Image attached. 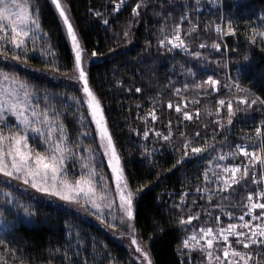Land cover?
Returning <instances> with one entry per match:
<instances>
[{
	"label": "trees",
	"instance_id": "obj_1",
	"mask_svg": "<svg viewBox=\"0 0 264 264\" xmlns=\"http://www.w3.org/2000/svg\"><path fill=\"white\" fill-rule=\"evenodd\" d=\"M30 1L39 8L46 43L52 48L49 61L36 55L32 56L29 66L12 67L8 64L4 69L10 74L15 70L14 75L32 89L36 102L56 109L69 133V145L76 152L80 149L83 153L85 147L95 146V138L85 109L77 110L76 104L71 103L72 97L76 96L75 90L62 79L74 70L70 44L50 0ZM62 1L69 9L71 22L91 61L89 85L101 100L109 131L121 157L124 176L133 191L137 186L141 188L134 202L133 223L137 238L150 248L154 264L204 263L203 252L177 251L184 235L198 226L214 227L216 217L226 223V212H232L233 217L242 215L247 193L258 189L250 179V172L246 182L241 181V184H234L231 189L216 194L212 192L210 201L209 193L204 189L213 191L216 185L213 179L212 183L205 182L204 173L212 176L211 167L217 163L245 162L239 153L234 157L228 155L223 161H217V157L237 152L239 143L257 144L253 128L264 121V105L260 103L247 113L237 112L230 127L225 120L224 130L217 128L214 141L212 129L216 127L214 113L220 99L226 102L231 99L235 109L236 98L249 95L238 93L233 81L264 99V51L248 39L252 27L264 29V0H220L217 6L211 0H153L155 10L162 14L157 16L149 11L138 19L132 28V43L120 45L115 43L114 37L132 19L129 7H123L117 13L111 12V0ZM132 2L126 0L127 4ZM90 9L111 12L106 17L109 25H104ZM181 17H187L182 21L181 36L189 51H168L158 41L171 35L173 25L180 22ZM230 23L235 34L228 31ZM194 25L197 30L188 35ZM201 43L207 46L200 48ZM214 43H219L220 48L212 47ZM109 46L115 51L110 52ZM92 50L103 55L92 57ZM196 51L202 54L201 57L191 54ZM49 62L60 67L61 72L45 68ZM33 68L41 71H33ZM208 76L220 83L204 85L200 89L191 87L193 83L206 81ZM185 84L189 85L187 89ZM137 87L141 92H135ZM176 89L181 90L180 95L176 94ZM169 101L173 103L171 109L167 107ZM177 103L185 108L180 113L174 108ZM153 108L158 118L153 123L148 117L145 125L143 117ZM183 111L190 112L193 118H184ZM209 111L213 115H209ZM226 112V107L221 109V116ZM169 120L172 121L173 134L169 143L156 139L154 133L144 139L146 127L167 134ZM83 131L89 134L79 135ZM181 131L189 137L199 131L201 137L196 139L206 140L215 148L190 156L183 165L172 168L177 157L174 148H180L184 142ZM145 147L149 151L155 149L150 158L143 154ZM209 160L213 163L210 164ZM198 188L201 190L197 191ZM29 202L27 208L32 215L24 214V221L16 219L9 230L0 234V240L7 242L6 247L0 245V264H82L85 258L88 264H133L122 245L88 220L53 204L31 199ZM193 213H198L199 219L186 225L178 222L179 217L186 219ZM158 225L163 227L162 232L153 231Z\"/></svg>",
	"mask_w": 264,
	"mask_h": 264
},
{
	"label": "snow or ice",
	"instance_id": "obj_2",
	"mask_svg": "<svg viewBox=\"0 0 264 264\" xmlns=\"http://www.w3.org/2000/svg\"><path fill=\"white\" fill-rule=\"evenodd\" d=\"M50 3L57 10L59 17L62 18L63 24L67 29V35L71 40L74 52L73 67L77 74L74 78L83 82L82 90L86 94L87 106L91 109L92 117L99 131L100 147L103 148L104 154L109 156V163L111 164L112 172L115 174V191L119 194V199L117 202L112 198L107 184H103L98 188L99 182L94 178L97 174V165L91 163L95 159L93 150L91 148L88 149L89 156L87 161L83 156H79L74 152L69 145V133L56 109L51 105L41 109L38 104L34 103L32 89L26 82L19 80L14 75V69L11 76L9 72L0 70V76L3 77V81L7 82L11 79L18 85V87L8 91H0V174L6 180L17 181L35 190L36 193L82 208L109 229L115 230L123 225L126 230L135 233L136 227L133 223L135 220L134 197L141 191V188L137 186L136 190L133 191L124 176L121 157L117 153L113 136L109 131L101 100L89 85L88 73L84 67V53L87 50L82 46L78 32L71 22L69 9L62 0H50ZM111 4V12L118 13L123 7H129L132 17L125 28L115 33L114 38L117 45L132 43V37L134 36L132 28L138 19L145 16L149 11L157 16L162 14L155 10L153 0H133L132 4H127L126 0H111ZM150 5L153 6L150 8ZM160 7H163V5ZM90 11L104 25H109V20L106 17L111 15V12L96 9H90ZM186 18L181 17L180 22L173 25L171 35H165L163 39L158 41L160 46L167 48L168 51L173 48L189 51L181 36L182 21ZM196 30L197 26L194 25L187 34L191 35ZM161 31L163 32V29ZM217 31H220L219 25L217 26ZM228 31L235 34V29L231 23L228 25ZM41 32H43V29L39 18V8L31 4L30 0H23V2L21 0H0V57L5 60H12L23 66H29L32 59L30 54H38L40 56L51 54L52 48L50 44L47 48L36 47V41L40 39L39 33ZM248 39L253 45H260V50L264 51V29L252 27L248 34ZM169 44L171 48L168 47ZM148 46L150 47V44ZM206 46L204 43L199 45L200 48H205ZM212 47L219 49L220 44L214 43ZM108 50L110 52L115 51V48L109 46ZM191 54L197 58L202 55L199 51ZM90 55L98 57L103 55V53L92 50ZM44 67L50 70L54 69L58 73L61 72L60 67H56L51 62L45 64ZM33 71H41V69L33 68ZM188 71L191 72L192 70L189 69ZM192 74L195 75V73ZM120 83L122 84V82ZM219 83L220 81L208 76L206 81L193 83L191 87L200 89L204 85H217ZM188 87V84L184 85L185 89ZM233 87L238 93L245 92L249 93V95L238 96L235 101V109L231 99L227 102L225 99L218 101L219 107L214 113L217 118L213 121L216 127L212 129L213 141L217 134V128L220 131L224 130L225 120L227 126L230 127L237 112L244 111L247 113V110L257 103L264 105V99L251 93L250 90L242 88L235 81H233ZM135 92H141V88H135ZM180 93L181 90L176 89V94L180 95ZM82 100L83 98H79L77 103ZM241 105L244 107L241 108ZM137 107H140V105H137ZM167 107L169 109L173 108V103L169 101ZM225 107L227 109L226 115L221 116V109ZM175 111L178 113L182 112L180 103L175 105ZM198 115L197 113V117ZM209 115H213V113L209 111ZM149 116L153 121L158 118L155 114V108L149 110L147 115L143 117L145 125L148 124ZM183 116L189 120L193 118L192 114L187 111H183ZM82 120L83 117H81ZM17 122L20 127L15 126ZM177 123H180V121ZM81 126L83 127V123ZM204 127L207 128V125H204ZM29 131L37 134L41 140L43 147L39 151L30 143ZM150 133H154V137L158 140H163L165 144L169 143L173 135L172 121L169 120L168 122L167 134L155 128L146 127L143 131L144 139H148ZM253 133V138L257 141V144L251 149L245 145H236L237 152L220 154L217 157V161H223L227 159L228 155L234 157L239 153L246 159V163L243 161L240 164L231 165L217 163L216 167L222 169V172L213 171L217 185L216 191L222 192L231 189L234 184H241V181L246 182L249 179L250 172L252 173L250 177L252 183L260 186L264 182V175L257 179V174L264 171V121H261L260 126L253 128ZM88 134L87 131H83L79 135L87 136ZM139 134L140 132L137 131V135ZM180 135L184 137V142L180 148H174V151L177 152V157L172 163V168L183 165L190 156L200 155L209 149L215 148L214 144H209L206 140L201 142L196 139L201 137L199 131H196L192 137H189L183 131H181ZM154 151L155 149L149 151L145 147L143 154L150 158ZM77 158L81 173L79 178L75 179L76 174L69 172V165L66 162L72 160L71 167L75 168ZM209 163L211 164L213 161L209 160ZM84 169L88 170L87 174H84ZM169 171H171V168ZM237 173L240 175L237 176ZM70 175L73 177L72 180L69 179ZM204 181L207 183L213 182L208 172L204 173ZM200 190L199 188L197 189V191ZM204 191L209 193L208 199L211 201L212 191L208 188H205ZM10 196H12L11 192L6 193V201ZM181 200L185 202L184 197H181ZM246 200L247 203L244 205L246 212L238 217L239 224L228 222L226 227H219L222 222L219 217H216L217 227L215 233L213 227H201L199 229L201 235L198 237L197 233L193 231L190 237L182 241L181 247L177 251L182 252L184 249L198 248L199 251L206 255L207 264H264V187H258L257 190L248 192ZM176 207H180V205H176ZM257 209L260 210L259 213L256 212ZM24 211L28 215H32L27 208ZM117 211L120 213L119 216H117ZM3 215L4 213L0 212V216ZM225 215L231 217L232 212H226ZM245 215L250 216V219L246 220ZM109 216H111V221L108 219ZM196 219H199V214L193 213L187 216L186 219L179 217L178 222L181 225H186L191 224ZM238 228L244 230L238 231ZM157 229L161 232L163 231V227L159 225L153 231ZM229 236H234L236 238L235 244L243 245L244 250L233 247V242L229 240ZM221 239L222 243H220ZM201 240H204L205 243L201 244ZM131 243L135 245V253L138 254L136 260L139 261V264H154L150 248L146 245H141L135 235H133ZM0 245L6 247L7 242L0 240ZM105 259L107 260V256H105ZM82 264H88L86 258ZM109 264H112V262H109ZM133 264H135V261ZM185 264H187L186 261Z\"/></svg>",
	"mask_w": 264,
	"mask_h": 264
},
{
	"label": "rangeland",
	"instance_id": "obj_3",
	"mask_svg": "<svg viewBox=\"0 0 264 264\" xmlns=\"http://www.w3.org/2000/svg\"><path fill=\"white\" fill-rule=\"evenodd\" d=\"M211 1L214 3L215 6H217L219 4V2H220V0H211ZM21 2H23V0H21ZM30 3H31V1H30ZM54 10L56 11V13H57V15L59 17V14H58L57 10L55 9V7H54ZM59 19H60V21H61V23L63 25L66 38H67V40H68V42L70 44L71 50H72L71 40H70V38L67 35L66 26L63 24L62 18L59 17ZM39 36H40V39H38L36 41V47L37 48H41V47L47 48L48 47V44L46 43L47 37L44 35L43 32L39 33ZM29 42L31 43V41H29ZM9 47H10V45H9ZM173 49L175 50L176 48H173ZM72 53H73V57H74L73 50H72ZM30 55L31 56H36L38 54H30ZM84 55H85L84 67H85V70L88 73V67L91 64L90 63L91 61H90L89 57L86 56L85 53H84ZM38 56L49 61V54H46L44 56H40V55H38ZM88 59H89V61H88ZM0 62H1L0 70H4V71H7V72H9V71L4 69L5 65L11 64L12 67H16V65L23 66L21 64H18L16 62L12 61V60H5L3 57H0ZM12 67H11V69H12ZM9 74H10V72H9ZM11 75L12 74H10V76ZM76 75L77 74L73 70V73L71 75H69L68 77L65 76L62 79H64L65 83L70 85V87L75 90L74 92H75L76 96L72 97L71 103H75L76 104V107H77L76 109L77 110H80L82 108L85 109L84 112L87 114L86 117H88V119L90 120L91 126L93 128V137L95 138V146H93V147H89V146L85 147V150L83 152L84 154L81 152L80 149L77 152L74 149L73 150L79 156H83L86 161H87L88 156H89L88 149L91 148L93 150L95 159L91 163H94L95 165H97V168H96V173L97 174L94 177L95 180L99 182L97 186L99 188L101 185L107 184L112 198H114L118 202L119 194L115 191V189H116L115 174L112 172V167H111V164L109 163V156L104 154L103 148L100 147L99 131H98L97 127H96L95 120L92 117L91 109H89L88 106H87L86 94L82 90L83 82L82 81H77L74 78ZM19 80L23 81L22 79H19ZM16 87H18V85L13 80L10 79L9 81L5 82V81H3V77L0 76V91H8V90L16 88ZM79 98H83V100L81 102L77 103V100ZM33 102L38 104L41 109L44 108L43 105H41L42 103H40V101L36 102V98L35 97L33 98ZM183 106H185V103H183ZM184 109L185 108L182 107V110H184ZM156 120H154L152 122L155 123ZM15 126L16 127H20L18 122L16 123ZM54 135H56V134H54ZM29 136L31 137L30 143L32 144L33 147L36 148V150L39 151L41 149V147H43V145L41 143V140L38 138L37 134H35V133L31 132V131H29ZM242 144L245 145V146H248V144L245 143V142L242 143ZM248 147H249V149H251L253 146H248ZM66 163L69 165V172L70 173H75L76 174L75 179H78L79 178V174L81 173V168H80V164H79L78 158H77V162H76V167L75 168L71 167V165L73 163L72 160H69ZM245 163H246V159H245ZM231 164H236V163H231ZM231 164L227 163V165H231ZM222 165H224V164H222ZM83 171H84V174L88 173L87 169H84ZM213 171L222 172V169L217 168L216 164H214L211 167V172L210 173H211L212 176L209 175V177H210L211 180L213 179L215 181V178H213ZM262 175H264V172H263ZM237 176H238V173H237ZM260 176H261V174L258 173L257 174V179H260ZM101 177H102V179H101ZM69 179L72 180L73 177L70 175ZM221 184H222V181H221ZM215 185H216V183H215ZM258 187H264V182H262V184L260 186H258ZM216 189H217V185H216V187H214V189L212 191L214 194H216L218 192V191H216ZM8 192H11L12 196L8 197L7 201H6V193H8ZM19 197H22V198L19 199ZM29 199H31V200H39V201H42V202H45V203H48V204H53V205H55V206H57L59 208L66 209V210H68L70 212H73V213L79 215L80 217H82L83 219L88 220L89 222H91L92 224H94L95 226L100 228L102 231L107 233L109 236H111V238L114 239L115 241H117L120 245H122L127 250V252L129 253V255L132 258V260L135 261V263L139 264V261L136 260V256L138 254L135 253V245H132V243H131V239H132L133 235L136 236V234L132 233L129 230H126L123 225H121L119 228H117L115 230L109 229L108 227L105 226V224H103L100 221H98L94 216L89 215L88 213H86L82 208H79L76 205L67 204V203H65L63 201L55 200L53 198L47 197V196H45L43 194H40V193H36L35 190L30 189L27 186L22 185V184H20L17 181H8V180H6V178H4L2 176V174H0V212H3L4 215L0 216V234H2L6 230H9L12 227L13 223L16 222V219L22 218L23 221L25 220L24 214H27V213H25L24 209L28 207V204L30 203ZM135 199H136V195L134 197V202H135ZM26 204H27V206H26ZM244 209L245 210H244L243 214L246 212V208H244ZM259 211H260L259 209L256 210L257 213H259ZM119 214H120L119 211H117V216H119ZM239 216L240 215H238L236 217L227 216L228 218L226 219V223H225L224 219L222 220L220 218L221 219L220 221L222 223L219 224V227H226L228 222H233V223L239 224L240 223L238 221V217ZM108 219H109V221H111V216H109ZM245 219L246 220L250 219V216L245 215ZM201 227H212V226H198V227L192 229L190 232H187L184 235L183 240L185 238H187V237H190L192 235L193 231H195L197 233L198 237H199V235H201L199 233V229ZM216 227H217V222H216V225L213 227L214 233L216 231ZM237 230L240 231V230H244V229L238 228ZM136 238H137V236H136ZM235 239L236 238L234 236L229 238V240L233 242V247H236L239 250H244L243 249V245H236L235 244ZM137 240H138V242L141 245H144L138 238H137ZM200 243L204 244L205 241L201 240ZM220 243H222V239H221ZM253 247H255V246H253ZM184 250L185 251H189V252L190 251H192V252L199 251L198 248H189V249H184ZM220 254L222 255V253H220ZM204 257H205L206 260L204 261V263L202 262V264H207V257H206L205 254H204Z\"/></svg>",
	"mask_w": 264,
	"mask_h": 264
},
{
	"label": "built area",
	"instance_id": "obj_4",
	"mask_svg": "<svg viewBox=\"0 0 264 264\" xmlns=\"http://www.w3.org/2000/svg\"><path fill=\"white\" fill-rule=\"evenodd\" d=\"M185 118V117H184ZM239 145H243V144H239ZM242 155V154H241ZM232 237V236H229V238Z\"/></svg>",
	"mask_w": 264,
	"mask_h": 264
}]
</instances>
